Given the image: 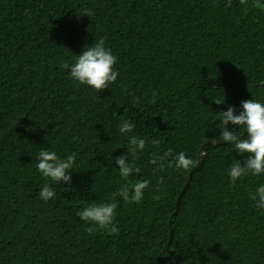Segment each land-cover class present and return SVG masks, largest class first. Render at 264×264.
Wrapping results in <instances>:
<instances>
[{"label":"trees","instance_id":"16d2710c","mask_svg":"<svg viewBox=\"0 0 264 264\" xmlns=\"http://www.w3.org/2000/svg\"><path fill=\"white\" fill-rule=\"evenodd\" d=\"M101 37L120 76L99 93L63 66ZM253 98L264 100V12L251 4L0 0V264H264V215L251 199L264 175L232 185L227 169L246 157L213 143L219 114ZM113 113L160 145L128 181L151 180L143 201L117 197L118 235H90L77 212L125 182L108 161L127 152ZM41 148L78 154L71 183L52 185L47 203ZM169 149L195 166L154 172L152 154Z\"/></svg>","mask_w":264,"mask_h":264},{"label":"clouds","instance_id":"9594fccd","mask_svg":"<svg viewBox=\"0 0 264 264\" xmlns=\"http://www.w3.org/2000/svg\"><path fill=\"white\" fill-rule=\"evenodd\" d=\"M245 8L251 6L264 12V0H238ZM232 0H227L231 6ZM81 16L91 17L93 12L89 8H82L78 13ZM117 56L111 48L106 46L103 37L95 39L90 46L85 45L79 55H73L70 63L64 64L69 77L77 85H83L96 92L108 89L114 84L120 73L116 69ZM133 103L138 104L139 99L133 97ZM241 110L229 106L227 111L220 113L218 137L213 141H222L228 146L234 147L240 156L246 157L244 163L235 159L227 169V176L232 185H236L247 176L264 175V100L250 99L241 102ZM112 120L117 121L116 131L126 142V154L119 157H108L109 165L114 161L119 177L125 181L116 192H113L111 199L95 203H88L78 212L80 220L87 226L86 231L92 234L95 230L106 232L109 236L118 235L119 229L115 222L117 215L118 201L123 200L128 204H139L145 198V192L149 189L150 179H138L134 183H128L129 179L141 173L138 165L140 156L150 146L159 149L160 140H147L135 133L136 123L133 119L124 116L112 115ZM229 125L236 126L243 132L230 130ZM245 133L246 138L245 137ZM116 148L113 152H115ZM112 152V153H113ZM78 154L72 152L61 156L57 151L41 148L35 159L36 171L50 183L44 184L39 189V199L47 203L56 198L54 184L69 185L72 181V174L77 167ZM149 164L154 172H164L168 168H175L181 171H190L195 166V161L185 152L173 153L171 149L158 154L154 152L149 159ZM258 212L264 215V184L255 188L251 195Z\"/></svg>","mask_w":264,"mask_h":264},{"label":"water","instance_id":"95a60500","mask_svg":"<svg viewBox=\"0 0 264 264\" xmlns=\"http://www.w3.org/2000/svg\"><path fill=\"white\" fill-rule=\"evenodd\" d=\"M214 144H215V142H213ZM202 164V163H201ZM200 169V167L198 168V170ZM181 198H182V195H181V197L179 198V200H178V202H177V207H179L180 206V200H181ZM171 239H172V236H171Z\"/></svg>","mask_w":264,"mask_h":264}]
</instances>
